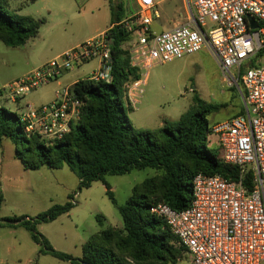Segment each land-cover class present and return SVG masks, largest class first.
I'll return each instance as SVG.
<instances>
[{"label": "built area", "instance_id": "1", "mask_svg": "<svg viewBox=\"0 0 264 264\" xmlns=\"http://www.w3.org/2000/svg\"><path fill=\"white\" fill-rule=\"evenodd\" d=\"M136 6L114 26L125 36L130 65L138 71L125 90L131 108L139 103L151 68L202 49L225 79L239 81L243 92V113L210 128L222 162L238 168V180L198 174L186 209L155 203L149 212L184 249L177 264H264V64L259 61L264 56V0H187V23L160 33L150 28L157 17L154 0H136ZM112 47L109 30L85 40L6 84L0 101L16 103L89 62L97 65L84 80L110 84ZM70 87L56 90L49 104L25 106L19 118L27 137L56 142L70 133L82 110Z\"/></svg>", "mask_w": 264, "mask_h": 264}, {"label": "trees", "instance_id": "2", "mask_svg": "<svg viewBox=\"0 0 264 264\" xmlns=\"http://www.w3.org/2000/svg\"><path fill=\"white\" fill-rule=\"evenodd\" d=\"M7 1L0 0V42L11 48L23 46L37 36L44 20L7 13ZM120 12L123 13L121 6L110 5L112 82L81 80L70 87L82 102L80 118L70 133L56 142L27 137L19 115L0 108V144L8 139L21 147L25 159L20 152L16 156L25 170L41 167L59 170L66 166L77 177L78 190L101 182L121 217L122 229L100 231L85 246L82 257L74 259L53 250L46 238L36 232L37 225L53 222L76 206L71 196L63 205H54L33 219L5 220L3 225L22 227L44 254L69 264H177L185 251L165 223L150 214L151 204L184 210L191 202L192 180L196 175L237 181L239 170L222 162L218 145L213 152L207 149L211 134L207 116L223 105L196 99L195 106L177 121H163L162 127L152 132L128 125L122 98L126 99V85L138 78V71L130 65L125 36L114 29L122 20V15H117ZM242 112L243 109L239 114ZM144 169L160 171L162 175L145 179L134 187L123 205H117L104 178ZM249 178L247 175V185Z\"/></svg>", "mask_w": 264, "mask_h": 264}, {"label": "rangeland", "instance_id": "3", "mask_svg": "<svg viewBox=\"0 0 264 264\" xmlns=\"http://www.w3.org/2000/svg\"><path fill=\"white\" fill-rule=\"evenodd\" d=\"M126 1L129 0L124 3ZM102 3L105 4V0H8L7 13L44 20V23L37 36L23 46L11 48L0 42V89L91 38L95 30L108 27L106 8L92 13L91 8ZM160 8L166 14L153 19L152 32L168 31L172 20L184 17L182 0H164L159 4ZM124 47L127 49L126 45ZM259 61L264 64V56ZM95 66L96 62H89L65 73L63 80L67 84L84 80ZM236 85L223 77L209 51L202 49L151 68L135 109L127 104L125 97L122 106L128 125L139 131L152 132L161 128L163 121H177L195 106L196 99L206 104L223 105L218 112L207 116L211 127L243 113L239 114L243 109L242 90L237 82ZM57 88L55 82L49 83L28 93L17 103L1 100L0 108L19 114L27 104L50 102ZM217 145L216 137L210 134L207 149L213 152ZM17 152L25 159L19 145L15 146L8 139L0 144V264H69L44 254L42 247L34 243L22 227H8L3 223L21 217L33 219L54 205H63L70 196L76 206L68 214L36 226V232L46 238L53 250L80 259L92 236L102 230L122 229L121 217L101 182L78 190V179L66 166L59 170L46 167L25 170ZM161 175L160 171L144 169L104 179L117 205H123L136 185Z\"/></svg>", "mask_w": 264, "mask_h": 264}, {"label": "crops", "instance_id": "4", "mask_svg": "<svg viewBox=\"0 0 264 264\" xmlns=\"http://www.w3.org/2000/svg\"><path fill=\"white\" fill-rule=\"evenodd\" d=\"M162 1H164V0H154V3H155V10H156V12H157V17L155 18L156 20L157 19H159L160 17H161V14H166L165 13V11L163 10V9H159V4L162 2ZM188 1H190V2H193V1H195V0H188ZM107 4V5H106ZM110 5L112 6H117V5H119V6H121L122 7V9H123V13H118L117 15L118 16H120L121 17V15H122V20L121 21H123L124 19H127L129 16H131L136 10H137V6H136V0H129L128 2L126 1V3H124V0H105V4H101V5H96V6H93V8H91L92 9V13L94 14V13H99V12H101L102 10H104L105 8L107 9V17H108V21H109V26L108 27H105V28H103V29H97V30H95V35L94 36H92L91 38H93V37H95V36H97V35H99V34H101V33H103V32H105V31H107V30H109V29H111V25H110ZM182 6H183V11H184V17H183V19H178V20H172V24L170 25V29L169 30H171V29H173V28H175V27H178V26H180V25H184V24H186L187 23V21H188V17H189V12H188V8H187V0H182ZM132 8V12H129V10ZM109 10V11H108ZM104 12V11H103ZM103 17L105 18L106 17V14L105 13H103ZM171 21V20H170ZM154 32V31H153ZM91 38H89V39H91ZM88 40V39H87ZM71 48H73V47H71ZM70 49V48H69ZM97 65V64H96ZM96 67V66H95ZM63 76L64 75H62L58 80H56V81H54L55 82V85H56V87H58L57 88V90L58 89H60V88H63V87H70V86H72L74 83H76V81L75 82H72V83H69V84H67V81L66 80H63ZM146 82H147V80H146ZM48 85V84H47ZM46 85V86H47ZM146 86V85H145ZM53 100H54V97H53V99L50 101V102H48V103H46V104H49V103H51V102H53ZM17 103V102H16ZM34 105V104H33ZM36 106H38V105H36ZM133 109H135V108H133ZM21 114V112L18 114V115H20ZM72 173V172H71Z\"/></svg>", "mask_w": 264, "mask_h": 264}, {"label": "water", "instance_id": "5", "mask_svg": "<svg viewBox=\"0 0 264 264\" xmlns=\"http://www.w3.org/2000/svg\"><path fill=\"white\" fill-rule=\"evenodd\" d=\"M255 27H256V26H255L254 24L251 23V28L254 29ZM235 85H236V83H235ZM236 87H237V85H236Z\"/></svg>", "mask_w": 264, "mask_h": 264}]
</instances>
